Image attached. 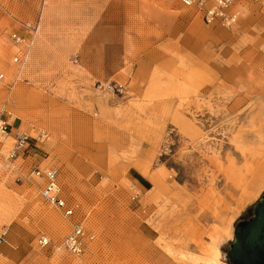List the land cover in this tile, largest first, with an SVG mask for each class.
<instances>
[{
    "label": "rangeland",
    "instance_id": "1",
    "mask_svg": "<svg viewBox=\"0 0 264 264\" xmlns=\"http://www.w3.org/2000/svg\"><path fill=\"white\" fill-rule=\"evenodd\" d=\"M236 7L227 26L177 0H0V114L44 135L0 160V264H190L215 237L232 264L235 223L264 194L251 183L264 164V0ZM34 22L20 67L9 35ZM35 162L58 167L94 233L80 256L60 247L70 224L40 197Z\"/></svg>",
    "mask_w": 264,
    "mask_h": 264
},
{
    "label": "built area",
    "instance_id": "2",
    "mask_svg": "<svg viewBox=\"0 0 264 264\" xmlns=\"http://www.w3.org/2000/svg\"><path fill=\"white\" fill-rule=\"evenodd\" d=\"M182 5L193 7L206 24L220 22L230 26L237 22L239 18V9L236 7L237 0H177ZM27 32L12 31L11 40L21 50L13 54L12 61L22 66L26 62L28 49L34 42L39 30V22L24 23ZM4 74L0 72V81ZM9 111L3 110L0 114V160L10 165L11 161L23 154L29 155L35 150L37 141L35 136L33 141L31 136L19 126H13L10 120ZM7 140H10V146L3 150ZM31 174L39 181V195L43 201L51 204L59 210L60 214L69 222L70 229L61 240V246L64 250L75 256L83 254L89 243L94 238V233L85 223V217L77 214V205L70 202L63 194L59 181V170L54 164H41L35 162L32 165ZM7 228L0 230V243L6 241ZM39 246H45L49 243V238L40 233L37 236Z\"/></svg>",
    "mask_w": 264,
    "mask_h": 264
},
{
    "label": "water",
    "instance_id": "3",
    "mask_svg": "<svg viewBox=\"0 0 264 264\" xmlns=\"http://www.w3.org/2000/svg\"><path fill=\"white\" fill-rule=\"evenodd\" d=\"M228 259L232 264H264V194L255 203L251 216L235 223Z\"/></svg>",
    "mask_w": 264,
    "mask_h": 264
},
{
    "label": "bare ground",
    "instance_id": "4",
    "mask_svg": "<svg viewBox=\"0 0 264 264\" xmlns=\"http://www.w3.org/2000/svg\"><path fill=\"white\" fill-rule=\"evenodd\" d=\"M10 39H11V37H10ZM32 44L30 45V47L32 46ZM30 47H29V49H30ZM29 49H28V53H29ZM27 58H28V56H27ZM43 136L44 135L41 134L39 139L43 138ZM7 141H9V140H7ZM259 166L255 168V171H254L255 173L254 172H253L254 174L252 173L253 177H252L251 183H253L255 190L258 189L259 187L264 186V164L262 166L261 165H259ZM3 228H6V227H3ZM219 243H220V237H215L212 239L211 252L207 256H202V255H197V254L189 255L188 260H189L190 264H225V263H223V252L220 250V248L218 246ZM60 247H62V246H60Z\"/></svg>",
    "mask_w": 264,
    "mask_h": 264
},
{
    "label": "trees",
    "instance_id": "5",
    "mask_svg": "<svg viewBox=\"0 0 264 264\" xmlns=\"http://www.w3.org/2000/svg\"><path fill=\"white\" fill-rule=\"evenodd\" d=\"M135 177L141 182V183H145V179L142 177V176H140L139 174H135Z\"/></svg>",
    "mask_w": 264,
    "mask_h": 264
}]
</instances>
